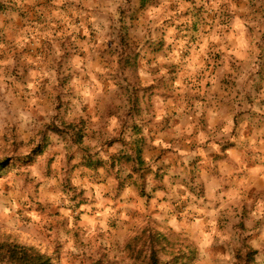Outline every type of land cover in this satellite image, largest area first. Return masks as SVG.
Here are the masks:
<instances>
[{"label":"rangeland","instance_id":"374dc122","mask_svg":"<svg viewBox=\"0 0 264 264\" xmlns=\"http://www.w3.org/2000/svg\"><path fill=\"white\" fill-rule=\"evenodd\" d=\"M229 2L0 0V235L53 264H134L126 247L145 230L168 242L166 264L178 251L264 264V193L208 202L195 178L198 198H181L164 161L176 108H204L215 88L200 45L231 23Z\"/></svg>","mask_w":264,"mask_h":264},{"label":"crops","instance_id":"0c3cea01","mask_svg":"<svg viewBox=\"0 0 264 264\" xmlns=\"http://www.w3.org/2000/svg\"><path fill=\"white\" fill-rule=\"evenodd\" d=\"M227 8L231 23L209 30L200 45L199 57L211 66L207 76L215 88L202 103L204 108H176L173 125L178 135L168 141L173 154L164 161L178 177L172 182L176 196L198 198L191 188V180L197 178L203 194L199 197L208 202L222 188L227 200L238 199L239 204L248 194L251 204L264 193V0H230ZM223 79L236 82V88L231 89L234 83L221 86ZM106 110L100 108L94 124L99 134L108 132L101 119ZM111 123L112 129L120 125Z\"/></svg>","mask_w":264,"mask_h":264},{"label":"trees","instance_id":"16d2710c","mask_svg":"<svg viewBox=\"0 0 264 264\" xmlns=\"http://www.w3.org/2000/svg\"><path fill=\"white\" fill-rule=\"evenodd\" d=\"M76 130L75 126L70 127ZM79 144L84 139V128L80 129ZM137 158L140 160L141 152L137 151ZM100 166V165H99ZM86 167L96 169L92 161L86 162ZM4 165L0 162V172L3 171ZM166 242L158 233H152L150 230H145L141 235L131 241L126 250L130 253L134 264H166L160 258L161 253H166ZM172 264H188L186 256L182 251L169 254ZM0 264H53L51 258L43 255L38 250L32 247H26L10 236L0 235Z\"/></svg>","mask_w":264,"mask_h":264}]
</instances>
